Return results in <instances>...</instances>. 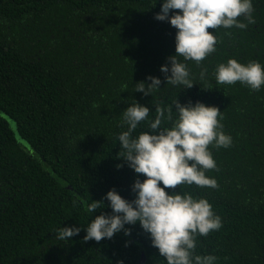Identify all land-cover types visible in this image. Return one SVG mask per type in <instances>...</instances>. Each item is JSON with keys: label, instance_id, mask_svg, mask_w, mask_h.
I'll list each match as a JSON object with an SVG mask.
<instances>
[{"label": "trees", "instance_id": "16d2710c", "mask_svg": "<svg viewBox=\"0 0 264 264\" xmlns=\"http://www.w3.org/2000/svg\"><path fill=\"white\" fill-rule=\"evenodd\" d=\"M252 3L254 22L241 16L243 29L218 27L215 51L199 65L185 62L194 84L186 89L165 85L160 72L175 54L176 31L154 19L160 0H0V264H165L139 224L99 242L84 240L83 227L111 213L107 200L88 211L110 189L134 198L138 174L118 159L122 111L133 99L154 111L152 99L171 105L176 97L216 106L232 138L228 147L209 145L215 188L166 189L206 198L221 219L196 236L194 254L264 264V86L214 77L229 58L264 65V0ZM149 75L161 80L153 98L134 88ZM141 131H150L143 121L133 135ZM72 225L82 226L77 235L55 238Z\"/></svg>", "mask_w": 264, "mask_h": 264}, {"label": "clouds", "instance_id": "9594fccd", "mask_svg": "<svg viewBox=\"0 0 264 264\" xmlns=\"http://www.w3.org/2000/svg\"><path fill=\"white\" fill-rule=\"evenodd\" d=\"M252 12V0H160V11L155 13L154 19L167 21L176 29L175 54L168 56L167 62L160 66L165 85L191 88L194 84L185 62L191 60L199 65L215 51L214 30L218 27L243 29L247 25L238 18L243 16L252 23ZM206 74L207 68H202L200 78L204 79ZM214 77L218 84L240 82L259 90L264 86V65L257 60L241 63L229 58L216 65ZM160 84L158 77L149 75L134 88L135 92L153 98V94L161 90ZM133 101L122 111L120 126L126 128L116 134V140L120 149L118 159L138 174L130 186L134 198L125 199L112 188L101 201L92 200L88 204L90 213L101 204L105 207L104 200L108 201L111 213H101L89 220L83 227L86 233L83 239L99 242L119 231L128 235L130 229L125 225L139 224L165 264H214L216 256L196 255L194 249L197 235L206 236L221 227L220 217L206 198L166 189H176L181 184L217 186L215 178L207 176L206 171L216 167L209 145L228 147L231 144V136L222 131L223 112L200 101L181 104L177 97L171 105L152 99L154 111ZM150 112L155 113L151 118ZM142 121L150 131L133 135ZM162 123L166 126L161 127ZM121 166L116 165L117 169ZM81 227L60 226L54 236L66 242L77 235Z\"/></svg>", "mask_w": 264, "mask_h": 264}, {"label": "water", "instance_id": "95a60500", "mask_svg": "<svg viewBox=\"0 0 264 264\" xmlns=\"http://www.w3.org/2000/svg\"><path fill=\"white\" fill-rule=\"evenodd\" d=\"M145 262V257H142V259L140 260V264H144Z\"/></svg>", "mask_w": 264, "mask_h": 264}, {"label": "rangeland", "instance_id": "374dc122", "mask_svg": "<svg viewBox=\"0 0 264 264\" xmlns=\"http://www.w3.org/2000/svg\"><path fill=\"white\" fill-rule=\"evenodd\" d=\"M10 124H11V126H12V128H13V125H14L13 122H11Z\"/></svg>", "mask_w": 264, "mask_h": 264}]
</instances>
